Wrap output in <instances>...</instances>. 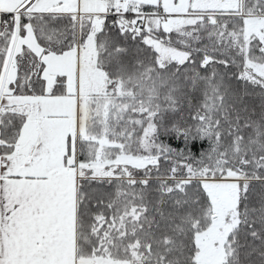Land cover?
<instances>
[{
	"label": "snow or ice",
	"instance_id": "6c2138e0",
	"mask_svg": "<svg viewBox=\"0 0 264 264\" xmlns=\"http://www.w3.org/2000/svg\"><path fill=\"white\" fill-rule=\"evenodd\" d=\"M0 264H264V0H0Z\"/></svg>",
	"mask_w": 264,
	"mask_h": 264
}]
</instances>
